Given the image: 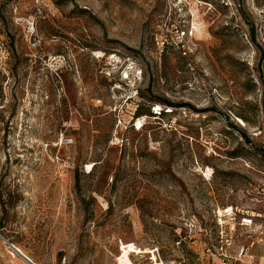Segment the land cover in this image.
<instances>
[{"label":"rangeland","instance_id":"rangeland-1","mask_svg":"<svg viewBox=\"0 0 264 264\" xmlns=\"http://www.w3.org/2000/svg\"><path fill=\"white\" fill-rule=\"evenodd\" d=\"M112 48L144 70L137 116ZM0 130V264H240L264 239V0H0Z\"/></svg>","mask_w":264,"mask_h":264},{"label":"built area","instance_id":"built-area-1","mask_svg":"<svg viewBox=\"0 0 264 264\" xmlns=\"http://www.w3.org/2000/svg\"><path fill=\"white\" fill-rule=\"evenodd\" d=\"M29 32L32 36L35 35L36 31L34 24H29ZM40 44L41 41L35 40V47L39 46ZM100 73L110 82L113 91V97L116 100L118 107H123L130 103H135L138 105L142 102L143 97L141 93L145 80V74L139 60L135 55L121 48L109 49L106 54L105 61L101 67ZM153 109H155V106ZM161 112V109L160 113L153 111V113L156 115H160ZM139 119L145 120L144 122H146L147 117H138L137 122ZM136 124L137 123L134 124V127L138 128ZM126 249H128L127 255ZM122 250H125V260H128L129 256L134 254L136 257L135 264H181L178 261H164L161 258L158 249H153L149 253H144L140 252V250H136V248H134V246L131 244L123 246ZM248 251V248H242L239 256H246ZM123 263L132 264V261Z\"/></svg>","mask_w":264,"mask_h":264},{"label":"crops","instance_id":"crops-1","mask_svg":"<svg viewBox=\"0 0 264 264\" xmlns=\"http://www.w3.org/2000/svg\"><path fill=\"white\" fill-rule=\"evenodd\" d=\"M257 249L256 252H254ZM240 264H264V239L249 248L246 256H240Z\"/></svg>","mask_w":264,"mask_h":264},{"label":"trees","instance_id":"trees-1","mask_svg":"<svg viewBox=\"0 0 264 264\" xmlns=\"http://www.w3.org/2000/svg\"><path fill=\"white\" fill-rule=\"evenodd\" d=\"M141 95H142V97H143V94L141 93ZM144 98V97H143ZM163 103L165 104V105H167V106H174L173 105V103H171L170 101H163ZM139 112V106L137 105V108L135 109V112H134V116H137V113ZM162 112H163V110H162ZM162 112H161V114L160 115H162ZM172 113V112H171ZM139 114V113H138ZM149 116H155V114L154 113H150V114H148ZM147 115V116H148ZM248 142H250V141H248ZM262 156V158L264 157V151H263V154L261 155Z\"/></svg>","mask_w":264,"mask_h":264},{"label":"bare ground","instance_id":"bare-ground-1","mask_svg":"<svg viewBox=\"0 0 264 264\" xmlns=\"http://www.w3.org/2000/svg\"><path fill=\"white\" fill-rule=\"evenodd\" d=\"M238 119V122L240 123V124H242V125H246L245 124V121L244 120H242L241 118H237ZM220 214H222V211L220 210ZM246 225V224H245Z\"/></svg>","mask_w":264,"mask_h":264},{"label":"water","instance_id":"water-1","mask_svg":"<svg viewBox=\"0 0 264 264\" xmlns=\"http://www.w3.org/2000/svg\"><path fill=\"white\" fill-rule=\"evenodd\" d=\"M23 257H24V259L28 262V263H30V264H34L29 258H27L26 256H24V255H22Z\"/></svg>","mask_w":264,"mask_h":264}]
</instances>
